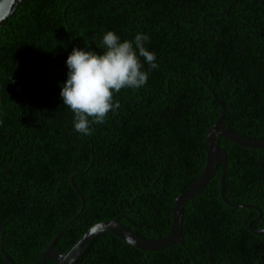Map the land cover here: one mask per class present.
Masks as SVG:
<instances>
[{"label":"trees","instance_id":"1","mask_svg":"<svg viewBox=\"0 0 264 264\" xmlns=\"http://www.w3.org/2000/svg\"><path fill=\"white\" fill-rule=\"evenodd\" d=\"M232 1L25 0L0 28V227L15 264H35L64 226L59 251L116 217L165 234L222 105L225 125L264 139V0ZM107 30L146 33L158 67L145 63L147 83L114 93L118 108L84 135L59 96L65 59L73 46L102 51ZM218 143L226 199L254 207L222 201L219 163L183 206V245L142 250L100 233L75 264H264V147Z\"/></svg>","mask_w":264,"mask_h":264},{"label":"clouds","instance_id":"2","mask_svg":"<svg viewBox=\"0 0 264 264\" xmlns=\"http://www.w3.org/2000/svg\"><path fill=\"white\" fill-rule=\"evenodd\" d=\"M148 40L142 32L132 39H121L107 30L102 33L100 52L73 46L65 59L66 79L60 83L59 96L74 114L73 127L78 133L91 135V125L103 123L108 113L118 108L114 93L147 83L149 72L144 64L150 69L158 67L155 53L146 47Z\"/></svg>","mask_w":264,"mask_h":264},{"label":"water","instance_id":"3","mask_svg":"<svg viewBox=\"0 0 264 264\" xmlns=\"http://www.w3.org/2000/svg\"><path fill=\"white\" fill-rule=\"evenodd\" d=\"M24 1L25 0H0V28L6 23V21L12 16L15 10ZM235 1L236 0H233L232 3H234ZM223 117L224 107L222 105V110L218 114L217 119L207 129L204 136V144L206 150L204 166L198 177L175 196L171 207L170 226L168 231L164 235L154 239L144 238L126 228L117 220V218H114L111 220H104L94 223L79 237V239L73 245H71V247H69L65 251H59L55 249L53 245L55 240L59 237V235L65 228L64 226L56 233V235L52 239H50L48 244L43 248L35 264H42L45 260L48 259L52 260L53 264H75L78 258L84 253L85 249L91 243L93 237L100 233H111L124 242L142 250H159L173 243H179L180 245H183V238L181 236L183 206L190 199V197L195 195L207 183L219 163L222 164L219 183V196L222 201L228 205L235 207H254L250 204L234 203L226 199L223 188L226 153L220 147L218 138H224L232 142L233 144L248 148L264 147V139H250L239 135L232 128L224 124ZM73 187L77 191L81 201H83L82 195L79 193L78 188L75 185H73ZM256 210L258 211V215L255 216L253 220L250 221V223L261 217L262 212L260 211V209L256 207ZM0 252L4 260L8 264H15L5 252L4 235L1 227Z\"/></svg>","mask_w":264,"mask_h":264},{"label":"flooded vegetation","instance_id":"4","mask_svg":"<svg viewBox=\"0 0 264 264\" xmlns=\"http://www.w3.org/2000/svg\"><path fill=\"white\" fill-rule=\"evenodd\" d=\"M177 22H174V24H176ZM185 256L184 255H180V258H184ZM174 263H178L176 260H173L170 264H174Z\"/></svg>","mask_w":264,"mask_h":264}]
</instances>
